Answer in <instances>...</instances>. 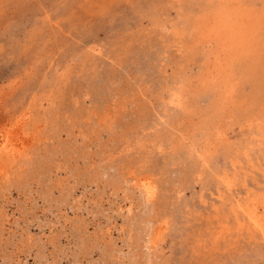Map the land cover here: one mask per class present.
<instances>
[{"label": "rangeland", "instance_id": "374dc122", "mask_svg": "<svg viewBox=\"0 0 264 264\" xmlns=\"http://www.w3.org/2000/svg\"><path fill=\"white\" fill-rule=\"evenodd\" d=\"M4 134L0 264H264V0H0Z\"/></svg>", "mask_w": 264, "mask_h": 264}, {"label": "bare ground", "instance_id": "6f19581e", "mask_svg": "<svg viewBox=\"0 0 264 264\" xmlns=\"http://www.w3.org/2000/svg\"><path fill=\"white\" fill-rule=\"evenodd\" d=\"M240 12H241V10H240ZM242 12H243V10H242ZM237 15H238V13H237ZM239 15H241V14H239ZM247 15L248 14H246V17H248ZM244 16L245 15H243V17ZM246 17H244V18L246 19ZM252 17H253V14H252V16H250V18H252ZM226 18H229V16L228 17L226 16ZM226 18H225V21L227 20ZM238 18H239V16H238ZM254 18L255 17H253V19H250V21L247 22V23L246 22H244V23L242 22L243 23L242 24L241 20L237 19L236 16H235V18H233V19H228L226 23L224 21L223 25L220 24L221 25L220 28L218 27L216 29L210 30L208 32V36H212V34H214V35H216L217 37H220V38H221V35L228 36L230 38V41H228L229 42V48L232 50V53L235 54V52L237 50L239 51L241 48L244 49L245 45L247 44V42L249 40L248 39V34H250V33L252 34L251 30H252ZM242 21H243V18H242ZM228 42H227V44H228ZM223 46L225 47L224 43H223ZM237 52H236V54H237ZM217 64H218L217 65V69H218L217 71H219V69H221V68L222 69L224 68V66L221 67L223 65V64H221V61H218ZM7 136H8L7 134H4L3 137H2V140L0 142H4L6 140ZM6 148H9L10 151L13 150V149H10V146L9 147L7 146ZM7 151H8V149H7ZM137 187L139 188L138 190H140L143 193V195L145 196L146 199L149 198L151 196L152 192H153V185L147 179H143V178L139 179L138 182H137ZM238 206L240 207V205H238ZM247 215H248L250 221H252L256 225V227H258L260 229V231L264 233V220H263V218H259V216L257 215V211L255 209H252L251 211L248 210Z\"/></svg>", "mask_w": 264, "mask_h": 264}]
</instances>
